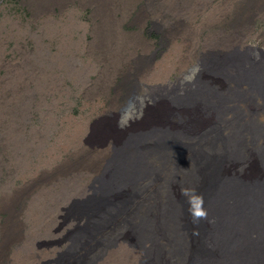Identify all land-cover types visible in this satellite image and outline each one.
<instances>
[{
    "label": "rangeland",
    "instance_id": "1",
    "mask_svg": "<svg viewBox=\"0 0 264 264\" xmlns=\"http://www.w3.org/2000/svg\"><path fill=\"white\" fill-rule=\"evenodd\" d=\"M249 64L264 67V0H0V244L8 243L1 264H83L76 236L89 226L78 228L71 219L92 207L116 149L111 139L98 141L99 127L113 126L122 152L130 137L148 134L145 112L166 102L163 126L180 122V111L195 110L202 120L184 117L187 133L194 145L206 146L195 137L223 120L202 102L181 107L179 100L199 86L208 99L215 98L211 89L231 94L236 87L225 74L237 70L221 69ZM131 86L137 101L127 119L122 109ZM238 91L244 97L229 98L230 108L264 124V99L251 97L247 85ZM234 116L224 114L226 124ZM152 141L134 156H156ZM250 157L248 164L257 161ZM174 158L155 166L184 161L178 153ZM161 179L153 193L146 188L138 197L144 206ZM11 219L21 223L14 238ZM121 227L130 237V228ZM130 244L116 241L95 264H147L145 253Z\"/></svg>",
    "mask_w": 264,
    "mask_h": 264
},
{
    "label": "bare ground",
    "instance_id": "2",
    "mask_svg": "<svg viewBox=\"0 0 264 264\" xmlns=\"http://www.w3.org/2000/svg\"><path fill=\"white\" fill-rule=\"evenodd\" d=\"M223 69L237 70L225 74L236 87L229 92L231 94L225 95L211 89L210 94L215 98L208 99L203 93L206 90L204 86H199V92H190L178 102L181 107L202 102L211 114L215 112L217 118L223 120V124L210 126L206 132L196 135L195 140L206 146L194 145L193 138L187 133L191 127L185 125L184 117L202 120L195 110L189 113L180 111V122L163 126L162 123L169 120L162 118V111H168V105H171L166 102L157 105L159 111L150 108L145 112L148 134L130 137L125 143L128 153L127 150L120 152L121 146L116 145L120 143V136L111 128L113 126L102 124L99 127L98 141L103 143L107 138L111 139L117 152L114 155L112 150L106 159L108 166L97 181L100 185L92 198V207L71 219L78 228L85 223L89 226L87 231L76 236L80 240L77 252L85 258L83 264H95L97 259L112 250L116 241L122 239L131 241L133 248L142 250L147 264H264V170L258 167L264 168V124L241 117L240 110L234 111L236 107L230 108L228 105L229 98L244 97L238 91L244 85L249 87L251 97L264 99V67L257 65L252 68L249 64L240 70ZM132 92L131 86L127 89L129 101L122 109L123 118L134 116L137 100L132 99ZM261 108L264 112V105ZM228 111L235 118H230L233 120L226 124L223 115ZM198 123L196 127L202 128V121ZM137 125L127 130L136 129ZM154 126L158 130H153ZM174 127L185 129H169ZM222 129L229 131L228 134L223 135ZM150 140L154 142L151 152L157 157L151 154L145 159L146 153L142 151L139 152L142 156H134V150L148 145ZM172 150L176 153L171 154ZM177 153L184 160L178 166H155L161 161L177 162L179 158H174ZM250 155L256 157L255 163L252 160L249 164L246 162ZM145 162L148 166H144ZM247 164L251 168L247 171V177H243L241 171ZM156 178H165L166 181L158 185L155 197L144 206L145 203L139 202L138 197L146 188L147 194L149 191L153 193ZM175 185H179L181 191L174 189ZM192 190L200 197L192 206V211L205 213L198 219L193 217L189 197L184 194ZM124 225L130 228L128 238L123 237L121 230L117 229ZM90 226L93 227L92 231ZM12 228L10 236L14 238L21 231V223L12 220ZM6 244H0V264L5 258ZM89 248H92L90 252Z\"/></svg>",
    "mask_w": 264,
    "mask_h": 264
},
{
    "label": "clouds",
    "instance_id": "3",
    "mask_svg": "<svg viewBox=\"0 0 264 264\" xmlns=\"http://www.w3.org/2000/svg\"><path fill=\"white\" fill-rule=\"evenodd\" d=\"M186 196L189 197V204H190V211H192V206L195 205L196 200L200 199L199 194L192 190L191 193L185 191L184 193ZM192 215L194 218L198 219L205 215L203 211H192Z\"/></svg>",
    "mask_w": 264,
    "mask_h": 264
}]
</instances>
